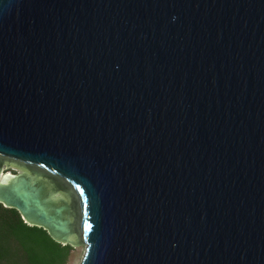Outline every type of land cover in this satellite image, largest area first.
<instances>
[{"label":"water","instance_id":"1","mask_svg":"<svg viewBox=\"0 0 264 264\" xmlns=\"http://www.w3.org/2000/svg\"><path fill=\"white\" fill-rule=\"evenodd\" d=\"M0 203L79 264H264V0H0Z\"/></svg>","mask_w":264,"mask_h":264},{"label":"trees","instance_id":"2","mask_svg":"<svg viewBox=\"0 0 264 264\" xmlns=\"http://www.w3.org/2000/svg\"><path fill=\"white\" fill-rule=\"evenodd\" d=\"M75 247L29 225L20 213L0 203V264H69Z\"/></svg>","mask_w":264,"mask_h":264},{"label":"rangeland","instance_id":"3","mask_svg":"<svg viewBox=\"0 0 264 264\" xmlns=\"http://www.w3.org/2000/svg\"><path fill=\"white\" fill-rule=\"evenodd\" d=\"M6 171H11V172H13V171H15V172H18V170L17 169H15V168H12V167H6V168H4ZM75 247V250H74V255H73V257L70 259V261H69V264H79L80 263V261H81V258H82V255H83V253H84V246L83 245H76V246H74Z\"/></svg>","mask_w":264,"mask_h":264},{"label":"flooded vegetation","instance_id":"4","mask_svg":"<svg viewBox=\"0 0 264 264\" xmlns=\"http://www.w3.org/2000/svg\"><path fill=\"white\" fill-rule=\"evenodd\" d=\"M13 173H15V171H13Z\"/></svg>","mask_w":264,"mask_h":264}]
</instances>
